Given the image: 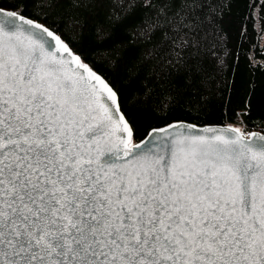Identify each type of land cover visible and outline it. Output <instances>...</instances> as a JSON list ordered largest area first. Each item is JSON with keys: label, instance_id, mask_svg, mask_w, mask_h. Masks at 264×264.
I'll return each instance as SVG.
<instances>
[{"label": "snow or ice", "instance_id": "6c2138e0", "mask_svg": "<svg viewBox=\"0 0 264 264\" xmlns=\"http://www.w3.org/2000/svg\"><path fill=\"white\" fill-rule=\"evenodd\" d=\"M119 113L60 35L0 7V264H264V137L132 145Z\"/></svg>", "mask_w": 264, "mask_h": 264}, {"label": "trees", "instance_id": "16d2710c", "mask_svg": "<svg viewBox=\"0 0 264 264\" xmlns=\"http://www.w3.org/2000/svg\"><path fill=\"white\" fill-rule=\"evenodd\" d=\"M118 96L132 143L173 121L264 132V0H0Z\"/></svg>", "mask_w": 264, "mask_h": 264}, {"label": "water", "instance_id": "95a60500", "mask_svg": "<svg viewBox=\"0 0 264 264\" xmlns=\"http://www.w3.org/2000/svg\"><path fill=\"white\" fill-rule=\"evenodd\" d=\"M4 9H5V11H13V10H10V9H7V8H4ZM25 18L31 19V20H33L36 23L42 24L41 22H38V21H36V20H34L32 18H29V17H26V16H25ZM42 25H44V24H42ZM44 26H46V25H44ZM25 27L28 28L29 26L25 25ZM46 27H48V26H46ZM49 30L53 31L50 28H49ZM32 31L36 32V33H39L38 29H32ZM53 32L55 34H57L55 31H53ZM48 39H50V38H48ZM52 43H54V42H52ZM45 47H48L47 43L45 44ZM52 50H54V49H52ZM71 51L73 52L72 49H71ZM73 54L74 55H78L75 52H73ZM83 63L86 64L89 68H91L87 63H85V62H83ZM73 67H74V65H73ZM93 71L97 75H99L101 77V79H103L105 81V83H107L109 85V87H111V85L107 82V80L101 74H99L95 70H93ZM113 91H115V90L113 89ZM117 98H118V96H117ZM105 103H108L109 106L112 107L110 102L107 101L106 99H105ZM118 103H119V101H118ZM119 114H123L121 109H120V113ZM171 124H176V125L179 126L178 128H175V129H169V132L175 133L177 135H179L180 133H184V134H189V135H208V136H211L214 133L205 132V129L211 128V129H215L216 130L215 134H223V135L228 136V137H234V136H237V135L242 136L244 138V141L247 144H249L250 146H255L256 144L261 143L262 141L260 140V138L264 137V132H262V131L252 130V131L246 132L243 128H237L236 126L229 125V124H204V125H198V124H194V123H190V122H186V121H173V122L167 123V124L159 126V127L151 128L142 139H140L137 142L132 143V145H135V144L140 143L143 140H145V138L148 137L149 132L152 131L153 129L167 128V126L171 125ZM189 126H192V127H189ZM230 129H235V130H238V131H229ZM124 135L126 136V134H124ZM117 143H118L117 138L116 137H111L106 142L102 141L101 147L102 148H106V147H109V146H114ZM130 147H131V145H130Z\"/></svg>", "mask_w": 264, "mask_h": 264}, {"label": "rangeland", "instance_id": "374dc122", "mask_svg": "<svg viewBox=\"0 0 264 264\" xmlns=\"http://www.w3.org/2000/svg\"><path fill=\"white\" fill-rule=\"evenodd\" d=\"M262 43H264V38H263V40H262ZM237 128H242L241 126H236Z\"/></svg>", "mask_w": 264, "mask_h": 264}]
</instances>
